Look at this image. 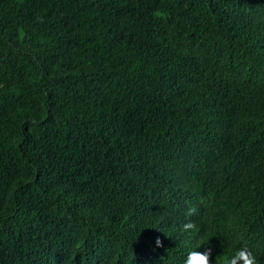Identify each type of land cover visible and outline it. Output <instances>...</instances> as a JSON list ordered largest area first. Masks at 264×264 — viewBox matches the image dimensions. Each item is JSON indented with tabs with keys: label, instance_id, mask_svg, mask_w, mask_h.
Returning a JSON list of instances; mask_svg holds the SVG:
<instances>
[{
	"label": "trees",
	"instance_id": "trees-1",
	"mask_svg": "<svg viewBox=\"0 0 264 264\" xmlns=\"http://www.w3.org/2000/svg\"><path fill=\"white\" fill-rule=\"evenodd\" d=\"M245 245L264 264V0H0V264Z\"/></svg>",
	"mask_w": 264,
	"mask_h": 264
},
{
	"label": "clouds",
	"instance_id": "clouds-1",
	"mask_svg": "<svg viewBox=\"0 0 264 264\" xmlns=\"http://www.w3.org/2000/svg\"><path fill=\"white\" fill-rule=\"evenodd\" d=\"M196 212L197 209L195 207H190L186 212V216H193ZM198 231L197 224L192 220L184 222L179 229V233L182 236L191 235ZM155 244L156 247H163V243L159 237H157ZM196 249L187 253L184 264H211V249L208 248L204 252L197 251ZM216 264H258V261L253 252L245 245L234 249L229 256H218Z\"/></svg>",
	"mask_w": 264,
	"mask_h": 264
}]
</instances>
